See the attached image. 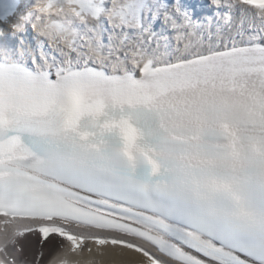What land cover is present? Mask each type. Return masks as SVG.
<instances>
[{
  "label": "snow or ice",
  "instance_id": "snow-or-ice-1",
  "mask_svg": "<svg viewBox=\"0 0 264 264\" xmlns=\"http://www.w3.org/2000/svg\"><path fill=\"white\" fill-rule=\"evenodd\" d=\"M67 2L0 14V264H264V0ZM138 105L159 151L102 119Z\"/></svg>",
  "mask_w": 264,
  "mask_h": 264
},
{
  "label": "clouds",
  "instance_id": "clouds-1",
  "mask_svg": "<svg viewBox=\"0 0 264 264\" xmlns=\"http://www.w3.org/2000/svg\"><path fill=\"white\" fill-rule=\"evenodd\" d=\"M40 6L42 7V6H43V3H41ZM64 7H65V8L68 7V2H67V0H64Z\"/></svg>",
  "mask_w": 264,
  "mask_h": 264
}]
</instances>
